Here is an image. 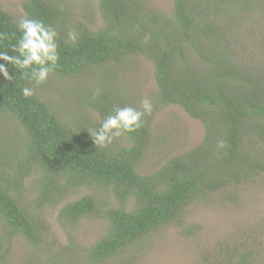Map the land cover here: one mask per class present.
Masks as SVG:
<instances>
[{"label":"trees","instance_id":"trees-1","mask_svg":"<svg viewBox=\"0 0 264 264\" xmlns=\"http://www.w3.org/2000/svg\"><path fill=\"white\" fill-rule=\"evenodd\" d=\"M234 1L174 0L168 18L140 0H98L103 27L96 32L80 27L75 44L68 41L63 11L51 1L24 0L18 16L0 4V33L4 35L0 51L12 54L10 46L19 37L14 21L26 16L57 28L60 60L51 75L71 77L127 56H143L153 64L159 104L179 106L204 127L196 146L141 175L135 168L148 145V117L142 128L124 133L128 146L99 150L83 127L61 122L36 94L22 97L20 89L27 82L10 68V73H16L12 83L0 77V116L17 124L21 139L12 156L0 162V246L20 235L33 247H43L45 224L11 192L31 173L36 175L40 203L57 200L80 186L105 189L118 201L119 206L102 209L97 198L88 194L66 202L58 212L62 225L91 215L106 221L105 232L90 246L76 251L69 244L58 252L62 257L69 251L76 264H100L171 222L194 199L264 172V155L246 152L242 139L247 127L264 146L262 85L216 46L222 36L214 21L216 3ZM190 49L204 59L205 71L191 70L186 57ZM85 101L101 119L115 105L104 93ZM129 199L132 206L127 210Z\"/></svg>","mask_w":264,"mask_h":264},{"label":"rangeland","instance_id":"rangeland-1","mask_svg":"<svg viewBox=\"0 0 264 264\" xmlns=\"http://www.w3.org/2000/svg\"><path fill=\"white\" fill-rule=\"evenodd\" d=\"M23 1L0 0V4L18 16L22 13ZM49 1L63 11L64 25L74 34L80 27L91 32L103 27L98 0ZM140 1L168 18L172 17L174 0ZM216 4L218 14L212 15L222 33L216 46L234 66L258 78L264 99V0ZM208 8L212 10L211 5ZM187 52L191 70L205 71L204 59L191 49ZM97 90L107 94L116 106L140 108L141 100L152 101L153 111L146 116L149 118L148 145L136 164L138 174L152 173L169 157L196 146L203 137L204 127L198 119L190 117L175 104H159L153 64L140 55L87 68L71 77L50 74L46 83L35 88V94L61 122L72 128L83 127L88 132L90 128L98 127L102 120L85 101ZM18 129L9 117L0 116V162L9 159L18 148L21 139ZM246 129L247 134L242 137L244 150L252 155H264V146L257 141L252 130ZM128 145L127 137L122 134L108 147L116 149ZM11 192L26 211L43 221L47 234L41 249L30 245L22 236L14 235L8 243L0 246V264H44L47 257V264L55 261L76 264L69 251L61 257L58 253L60 247L70 244L71 248L79 251L90 246L105 232L106 221L91 215L62 225L57 219L59 209L66 202L88 194L97 198L102 209L119 206L110 191L84 186L57 200L40 203L34 173L22 179ZM131 206L132 200L129 199L125 209ZM241 256L244 259L239 263ZM227 263L264 264V172L227 189L194 199L171 222L100 264Z\"/></svg>","mask_w":264,"mask_h":264},{"label":"clouds","instance_id":"clouds-1","mask_svg":"<svg viewBox=\"0 0 264 264\" xmlns=\"http://www.w3.org/2000/svg\"><path fill=\"white\" fill-rule=\"evenodd\" d=\"M19 37L9 51H0V77L4 81L13 82L16 77L15 69L21 80L26 81L21 87L20 93L24 98L35 95V88L46 83L58 67L60 60V44L57 28L46 24L37 18L20 17L14 21ZM68 41L75 44L76 35L69 31ZM4 35L0 33V41ZM100 95L99 90L93 93V97ZM153 111L152 101L143 99L140 108L130 105H114L108 114L100 121L98 127L90 128L88 134L94 146L103 150L124 133H134L144 125V118ZM223 147V143L220 145Z\"/></svg>","mask_w":264,"mask_h":264}]
</instances>
